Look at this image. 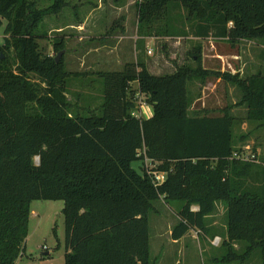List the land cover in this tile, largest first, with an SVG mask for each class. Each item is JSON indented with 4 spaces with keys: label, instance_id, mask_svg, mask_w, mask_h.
<instances>
[{
    "label": "trees",
    "instance_id": "1",
    "mask_svg": "<svg viewBox=\"0 0 264 264\" xmlns=\"http://www.w3.org/2000/svg\"><path fill=\"white\" fill-rule=\"evenodd\" d=\"M40 3L0 0V264H16L24 255L37 200L65 203V264H156L149 214L162 199L184 203L174 240L192 230L209 234L206 218L225 202L230 242L248 247L220 261L259 251L264 264V158L258 162L254 153L244 160L245 153L236 152L234 108L190 116L188 97L189 81L221 78L241 90L238 106L247 107L246 119L264 128V76L204 70L198 45L189 53L196 66L171 75L155 76L143 62L98 73L104 84L100 113L68 116L73 74L62 59L56 62L65 38H54V56L47 55L37 30L69 3ZM136 6L141 35L155 36L164 21L168 36H176L172 14L179 13L183 36L264 45V0H136ZM141 99L153 107L149 119L137 116ZM145 158L167 173L161 186L145 171ZM137 161L141 172L133 168ZM250 182L258 187H247Z\"/></svg>",
    "mask_w": 264,
    "mask_h": 264
},
{
    "label": "rangeland",
    "instance_id": "2",
    "mask_svg": "<svg viewBox=\"0 0 264 264\" xmlns=\"http://www.w3.org/2000/svg\"><path fill=\"white\" fill-rule=\"evenodd\" d=\"M40 1V7H47L53 3V0ZM66 1L69 3L68 7L59 15L46 17L44 23L37 30L39 35L44 36L40 39L39 43L45 54L54 56L52 40L57 37L65 38V53L61 61L64 62L65 70L73 74L67 81L66 97L69 103L67 107L68 116H87L89 112L100 113L103 105L104 84L102 79L98 77V73L116 69L117 65V63H112L111 56L110 59L108 57V52L111 50L108 48L110 44L106 42V40H109L107 33H110L113 21L118 20L111 34L120 29L119 25L122 23L121 19L123 17L133 19L137 14V6H132L130 10L127 8L126 13H122L112 9V0H95L97 7H93L95 5L94 3H92V6H87L89 2H86V5L82 8L78 7V0ZM99 6H101L100 9H98ZM178 14H172V19L173 21L175 20L172 23L174 31L170 32L171 34L174 32L176 36H168L170 30L167 29L164 21L158 23L156 29H154L156 38L151 40L149 51L151 50L153 54L151 58L153 57L157 64L162 62L165 65L167 62L171 65L173 61L193 63L189 59V52L199 42L203 44L201 41L183 36V32L179 33L181 30H184L185 22L183 20L184 18ZM80 20L86 21V23L88 22L89 26L88 33L83 38L77 37L73 29H64L70 23H77ZM52 24L63 27L64 30L61 32L52 31ZM4 27L5 24L0 27V46L4 44ZM50 30L51 32H49ZM136 35H140V32L134 30L133 37ZM102 37H105V39H102ZM213 41L211 40L209 42L207 40L203 45V58L209 68L211 67L209 63L215 50L225 52L223 48L233 49L235 47L232 45L229 47L223 45L221 48L218 45L215 48ZM125 44L126 52L128 53L130 51V54H132L131 60L134 61L135 56L133 58V53L136 42L134 40H127ZM240 44H242L243 48H238L234 53L245 56L243 49L246 48L248 43L241 42ZM261 46L264 45H251L250 49L251 56L258 63L260 60L264 61V48ZM127 53L125 55V61H128L129 55ZM141 54L143 55V53ZM78 73L81 74L79 77L76 76ZM163 73H168V71H163ZM131 88L135 90L137 84L132 83ZM189 89L191 92L190 99L192 100L194 93L197 91L196 83H191ZM235 93L237 100H239V91L236 90ZM212 100L216 101L217 99L214 96ZM142 103L145 102L143 100L138 101L139 107ZM223 109L190 108L189 112L190 116L203 114L218 116L222 114ZM232 113L238 120L234 127L236 152H244L245 157H251V155L256 153L258 162H260L264 158V128H259L257 123L249 122L246 119L247 108H234ZM137 116L146 117L143 113V108H139ZM35 161L39 163L38 158ZM141 166L142 164L139 161L133 164V168L138 172H141ZM253 186L258 187L257 183L247 185V187ZM183 205V202H166L162 199L155 203V209L149 214L151 254L152 258L157 260L156 264H177L178 261L181 264H262L259 251L252 253L245 260L231 263H223L220 261L230 251L243 255L248 247L244 242H230L228 236V207L222 201L216 203L215 211L206 218L209 234L203 235L192 230L190 237L181 243V245L187 244V249L183 255L179 253L176 246L166 244L167 249L165 250L167 252L161 249V241L167 240L169 232L179 223L180 219L178 214ZM64 207V201L37 200L32 202L29 235L26 241L25 253L16 264H65L66 227L65 216L63 214ZM193 208L197 210V207L194 206ZM216 239H218V242H215Z\"/></svg>",
    "mask_w": 264,
    "mask_h": 264
},
{
    "label": "crops",
    "instance_id": "3",
    "mask_svg": "<svg viewBox=\"0 0 264 264\" xmlns=\"http://www.w3.org/2000/svg\"><path fill=\"white\" fill-rule=\"evenodd\" d=\"M78 1H79V5H78L79 8L84 7L86 5V2H89L90 4V5L88 4L87 6H92V3H94L95 5L93 4L94 5L93 7H97L95 0L94 1L86 0V1H81V2L80 0ZM112 2H113L112 9L115 10L116 12L119 11L122 13H126V10H128L127 8H129L130 10L132 6L136 5V0H112ZM100 7L101 6H99L98 9H100ZM117 21L118 20H116L115 22L114 21L112 22L111 32H112V29H114L115 27L114 25L115 23H117ZM121 21L122 23L119 25L120 29L118 31H115L110 36L108 35L107 37L109 40H106V42L110 44L108 45V48H110L111 50L110 52H108L109 53L108 57L109 59H110V56L112 57L113 64L117 63L116 69H112V70L110 69V70L103 71V72H114V71L116 72L117 70L122 71L126 63L143 62L146 64L147 69L151 74L161 77V76L173 74L177 70L178 67H182L186 64L192 67L196 66L195 62H193L194 63L193 64L187 61H183V62L173 61V64L171 65L168 64L167 62L165 65L162 62L157 64L155 60L153 59V57L151 58V55H153L151 50L149 51L151 40H154L156 37L146 36V35H141V34L133 37L134 30L139 32L138 15L136 14V16L133 19L132 18L130 19V17L129 18L123 17ZM69 28L74 30L77 37L79 36L80 38H83L85 34L88 33L89 26H88V22L86 23V21H80L77 23H70L64 29H69ZM64 29L63 27L55 26L54 24H52L51 30L56 31V32H61ZM51 30L49 32H51ZM188 38H191V39L193 38L194 40L203 42V44H201L200 42L197 44V46L198 45L202 46V57H204L203 56L204 54L203 45L207 40H209V42L211 40L212 41L214 40L213 42H214L215 48L218 45L221 46V48L223 47V45H226L227 47L232 45L231 43L225 40L217 41L213 38H208L204 40L200 38H194L191 36ZM127 40L129 41L134 40V42H136L137 46L135 45V48H134L135 54L133 53V58L135 56L134 61L131 60L132 54H130V51H128L127 53L125 50V45H126L125 42ZM241 42L248 43V45H246V48L243 49V53L245 54V56L234 53L235 50L242 47V44H240ZM251 45L260 46V43L256 41L241 40L239 43L232 45V46H235L233 49L223 48L225 49V52L215 50L213 52V55L209 63V65H211L212 68L211 67L209 68L204 58H202L203 69L207 71H213V72L229 73L232 75L238 74L240 75L242 79L250 78L252 76H256L259 74L264 76V61L260 60L258 63L257 60L253 56H251V51H250ZM195 47L196 46H194V48ZM261 47L264 48V46H261ZM194 48L191 51H193ZM126 53L127 55H129L128 61H125ZM140 53H143V55L142 54L140 55ZM163 71H168V73H163ZM194 82L196 83L197 91L194 93V98L192 97V100H191L190 99L191 92H190L189 86L191 83H194ZM236 90L239 91V94H240L239 100H237V97H236V93H235ZM214 96L217 99L216 101L212 100ZM188 97L190 99L189 108H247L246 106H238V103L240 102L242 98L241 90L235 84L228 83L222 80L221 78H216V77H209L205 81H203L202 79H194L192 81H189ZM210 97L211 99L209 100ZM139 108H143V113L146 115L145 118L149 119L153 116V109H152L153 107L148 105L146 102L142 103ZM172 231L173 230L169 232V237L167 240L161 241L160 248L164 250L167 249L166 244H168L169 246H176L179 250V253L183 255L187 249V244L181 245V243L184 242V240L188 239V237H190L191 231L185 237L179 240L173 239ZM159 237L161 236L159 235ZM178 263L181 264V262L179 261L177 262V264Z\"/></svg>",
    "mask_w": 264,
    "mask_h": 264
},
{
    "label": "built area",
    "instance_id": "4",
    "mask_svg": "<svg viewBox=\"0 0 264 264\" xmlns=\"http://www.w3.org/2000/svg\"><path fill=\"white\" fill-rule=\"evenodd\" d=\"M252 158L253 156L251 157V159ZM243 159L250 160V157H244ZM157 165L158 164L155 163L153 160H150L148 158L144 159L145 171L150 175L155 186H161L166 181L167 173L156 170ZM215 242H218V239H216Z\"/></svg>",
    "mask_w": 264,
    "mask_h": 264
},
{
    "label": "water",
    "instance_id": "5",
    "mask_svg": "<svg viewBox=\"0 0 264 264\" xmlns=\"http://www.w3.org/2000/svg\"><path fill=\"white\" fill-rule=\"evenodd\" d=\"M64 53H65V51L63 50V51H61V52L58 54V56H57V58H56V62H57V63L60 62V60H61V58H62V56H63Z\"/></svg>",
    "mask_w": 264,
    "mask_h": 264
}]
</instances>
